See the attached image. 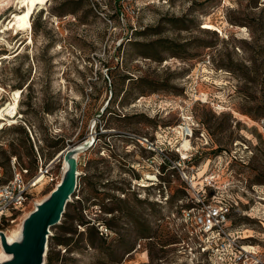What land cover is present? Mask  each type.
I'll return each instance as SVG.
<instances>
[{"label":"rangeland","instance_id":"374dc122","mask_svg":"<svg viewBox=\"0 0 264 264\" xmlns=\"http://www.w3.org/2000/svg\"><path fill=\"white\" fill-rule=\"evenodd\" d=\"M21 1L0 0V108L21 91L0 164L51 176L0 230L22 231L73 152L43 264H168L181 235L162 215L210 173L234 182L230 224L264 258V0H47L16 33Z\"/></svg>","mask_w":264,"mask_h":264},{"label":"built area","instance_id":"2783aa9c","mask_svg":"<svg viewBox=\"0 0 264 264\" xmlns=\"http://www.w3.org/2000/svg\"><path fill=\"white\" fill-rule=\"evenodd\" d=\"M184 130L189 129L186 127ZM10 167L12 175L6 179L0 165V227L13 223L40 181L51 176L49 166L42 163L38 174L33 177H28L26 169H18L15 160L11 161ZM182 179L190 196L186 204L189 206L180 208L176 215L172 213L166 217L177 221L181 237L172 245L174 251L168 256L169 261L163 263L264 264L259 246L246 243L242 231L230 224L233 204L229 193L234 188V182L228 180L219 184L220 178H215L214 173L200 178L198 182L195 178Z\"/></svg>","mask_w":264,"mask_h":264},{"label":"water","instance_id":"95a60500","mask_svg":"<svg viewBox=\"0 0 264 264\" xmlns=\"http://www.w3.org/2000/svg\"><path fill=\"white\" fill-rule=\"evenodd\" d=\"M64 161L68 167L61 185L52 190L48 200L37 205L36 210L25 219L21 239L8 243L0 232V246L9 256L1 264H43L49 230L59 224L66 204L76 189V161L73 152L67 153Z\"/></svg>","mask_w":264,"mask_h":264},{"label":"bare ground","instance_id":"6f19581e","mask_svg":"<svg viewBox=\"0 0 264 264\" xmlns=\"http://www.w3.org/2000/svg\"><path fill=\"white\" fill-rule=\"evenodd\" d=\"M46 3H47V0H22L19 3L18 14H13L12 17H10L11 19L9 18L10 20L6 23V26H5L6 29H12V30L15 29L16 33L20 31H31V22H30L31 16L34 14L35 11H38ZM30 42H31V39H30ZM1 92L2 91L0 89V93ZM20 96H21L20 90L13 91L12 95L10 96V101L5 106L0 108V122L1 123L3 121L9 124L16 123L15 118L17 116V108H18ZM182 156L186 157V153L184 154L182 152ZM74 159L75 161H77L76 156H74ZM67 167L68 165L66 161H64L63 167H62V176L66 174ZM153 177L156 178V176L154 175H148V174L146 175V178H149V179ZM62 181H63V177L60 181H58V183L52 190H54L56 187L61 185ZM50 193L47 194L43 200L38 201V204H42V202L48 200ZM20 229L21 227L18 226L17 229L8 230L6 232L3 231V234L8 243L18 242L21 239ZM8 259H9V256L6 255L2 251V248L0 246V261L3 262Z\"/></svg>","mask_w":264,"mask_h":264},{"label":"trees","instance_id":"16d2710c","mask_svg":"<svg viewBox=\"0 0 264 264\" xmlns=\"http://www.w3.org/2000/svg\"><path fill=\"white\" fill-rule=\"evenodd\" d=\"M0 165H1V164H0ZM183 190H184V192L186 193L185 189H183ZM188 206H189V205H186V206H183V207H180V208L183 209V208H186V207H188ZM180 208H179V210H180ZM179 210H178V211H179ZM168 216H169V215H162L163 218H166V217H168ZM163 218H162V219H163ZM162 219L160 218V219H158V220H162ZM60 229L63 230L64 227L61 226ZM55 238H56L55 236H52V239H53V240H54ZM149 239H152V237H149L147 240H149ZM60 243H61V242H60ZM52 263H53L52 258H51L50 256H48V257H47V264H52Z\"/></svg>","mask_w":264,"mask_h":264}]
</instances>
